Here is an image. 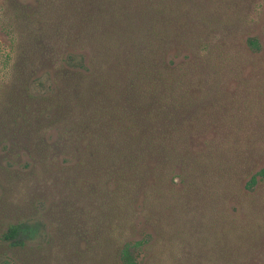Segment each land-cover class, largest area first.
I'll return each instance as SVG.
<instances>
[{"label": "trees", "instance_id": "trees-1", "mask_svg": "<svg viewBox=\"0 0 264 264\" xmlns=\"http://www.w3.org/2000/svg\"><path fill=\"white\" fill-rule=\"evenodd\" d=\"M207 1L208 8L195 0H0V30L9 40V47L0 43L1 76L3 63L11 68V76H0V86L7 82L0 96V145L12 141L0 156L11 160L0 165L5 178L31 173L32 163L20 167L19 150L30 152L32 169L38 163L55 167L61 157L66 166L89 171L84 193L104 205L116 224L123 215L129 232L136 230L139 212L159 209L168 195L178 199L175 179L195 189L187 193L213 200L221 182L235 174V164H247L260 152L247 130L264 125V110L256 108L264 102V46L256 36L199 40L238 12L231 0ZM196 41L195 51L182 55ZM232 74L246 101L259 94L256 107L243 114L247 122L219 119L213 111L223 95L219 90L211 96L212 84L221 88ZM43 76L50 88L32 93ZM209 97L217 102L206 103ZM58 125L54 140L39 135ZM245 179L233 186L247 196L264 181V167H251ZM0 206L8 212L5 203ZM174 207H165L166 218L176 224L185 205L177 201ZM221 212L229 214L220 207L208 212L209 226ZM2 225L1 241L25 245L24 223ZM92 235L93 247L102 248L106 237L99 222ZM143 246H149L143 238L118 242L114 264H149L139 260Z\"/></svg>", "mask_w": 264, "mask_h": 264}, {"label": "rangeland", "instance_id": "rangeland-1", "mask_svg": "<svg viewBox=\"0 0 264 264\" xmlns=\"http://www.w3.org/2000/svg\"><path fill=\"white\" fill-rule=\"evenodd\" d=\"M231 2L236 4L238 12L230 16V21H222L211 30L206 29L199 40L214 44L228 38L233 42L234 38L256 36L264 46V0ZM195 5L208 8V1L195 0ZM198 41L191 42L182 55L188 56L191 48L195 51ZM0 43L9 47L8 37L1 30ZM10 71L6 61L2 69V76L5 78L2 80L11 76ZM245 71L242 70V77L246 76ZM47 78L48 76H43L40 79L42 85L32 84V93L49 89L50 82ZM2 83L4 84L0 86V96L7 93V82ZM212 86L215 88L210 90V95H217L220 90L224 99H220L213 110L217 117L220 119L224 115L247 122L244 115L256 107L259 101H255L259 94L250 95L246 101L245 96L237 91V74H232L231 79L221 88L214 84ZM261 92L264 93V90ZM3 101L0 99V106ZM209 102L213 104L217 101L209 97L206 103ZM256 108L264 110V102L259 103ZM239 125L244 127L240 123ZM61 128L62 125H58L55 130L44 131L39 135L54 140ZM248 129L247 134L252 136L253 143L257 142L260 152L247 159V164H235L237 170L231 179L224 182L217 180V183L221 182L223 189L213 200L203 197L198 199L197 194L187 193L195 189L189 185L183 186L179 179H175L178 199L168 195L159 209L146 208L139 212L134 232H129L130 229L121 222L123 215L117 218L119 224H116L104 205L97 204L96 200H91L84 193L83 184L91 175L89 171H77L73 169V163L66 166L61 163V157L57 167L46 170L38 163L32 169L34 163L30 152L28 154L25 150H19L23 153L20 167L26 168L32 163L31 173L29 171L27 176L9 181L0 169V205L5 203L8 208V212L3 213L0 206V234L6 229L2 225L5 222L24 223L20 238L25 245L11 246L0 240V264H114L113 255L118 242L141 238L149 242V246L141 247L139 260L149 259V264H264V181L246 191L247 196L237 193L233 186L235 182L241 186L245 184L248 180L245 179L246 172L251 167H264V125ZM205 135L210 139L213 132L210 130ZM31 141L29 149L33 146V139ZM202 142L204 138L198 139V144ZM10 143L12 141L7 138L4 146L0 145V156L6 155L5 147H12ZM10 163L9 157L0 158L2 167H8ZM59 167L63 169L62 172ZM67 167L71 168L68 170ZM194 180L197 184V180ZM177 201L185 207L178 215V223L174 224L166 218V213L170 211L165 207L175 208ZM219 207L222 211L227 210L229 214L221 212L216 224L209 226L208 212H215ZM204 215L208 217L207 222ZM146 217L151 218L152 222ZM98 222L106 237L105 245L100 249L93 247L92 242V233Z\"/></svg>", "mask_w": 264, "mask_h": 264}]
</instances>
